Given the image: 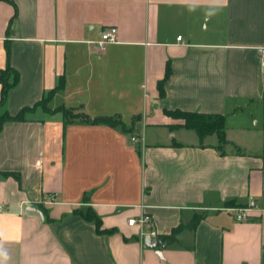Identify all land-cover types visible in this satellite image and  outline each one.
Here are the masks:
<instances>
[{"label": "crops", "instance_id": "0c3cea01", "mask_svg": "<svg viewBox=\"0 0 264 264\" xmlns=\"http://www.w3.org/2000/svg\"><path fill=\"white\" fill-rule=\"evenodd\" d=\"M108 28L117 42L102 50ZM263 47L264 0H0V68L20 75L6 101L11 115L63 79L51 111L120 115L128 126L138 118L135 134L65 124L42 109L3 125L7 264H264ZM177 109L226 115L229 144L219 150L215 135L201 142L165 114ZM85 207L115 232L99 234L73 212ZM234 209H248L247 218ZM143 213L157 237L128 226ZM148 237L161 244L149 247Z\"/></svg>", "mask_w": 264, "mask_h": 264}, {"label": "trees", "instance_id": "16d2710c", "mask_svg": "<svg viewBox=\"0 0 264 264\" xmlns=\"http://www.w3.org/2000/svg\"><path fill=\"white\" fill-rule=\"evenodd\" d=\"M171 73L170 67H167L165 79L159 81L158 90L160 96H164V83L166 79L169 77ZM20 75L19 73L13 69L11 66H7L6 69L0 68V84H1V92H0V133L3 128V125L6 122L10 121H25L26 116L37 109H42L47 113L52 112H60L63 115L65 124L72 123H85L92 125H107L113 128H119L122 131L135 134L136 133V122L138 118H135L130 126H128L122 119L120 115L114 116H96L91 117L86 113L80 111L79 109L69 108L65 106H61L57 108L55 111H51L49 109V102L51 101L54 93L59 88L64 86V80L60 79L59 84L56 89L49 91L45 94V96L37 102L32 107H24L22 108L16 115H11L6 109V101L8 98L9 92L17 86L19 83ZM262 103L264 106V90L262 94ZM165 114L183 121L182 125H178L179 127H183L189 130H193L201 140V142L207 137L211 135H215L218 140L217 148L219 150H223L225 146L229 144L226 137V115L220 114H204L198 112H187L182 110H165ZM175 126V127H178ZM2 175L6 176L7 173H2ZM76 215L81 216L83 219L89 222H93L96 227V231L99 234H112L115 232V229H104L102 226V221L96 214V212L90 208H80L75 209L73 211ZM201 216H195L190 227L195 228L199 223ZM182 229V227L175 228L169 237L170 240H174L176 234Z\"/></svg>", "mask_w": 264, "mask_h": 264}, {"label": "built area", "instance_id": "2783aa9c", "mask_svg": "<svg viewBox=\"0 0 264 264\" xmlns=\"http://www.w3.org/2000/svg\"><path fill=\"white\" fill-rule=\"evenodd\" d=\"M178 40H182V37L179 36ZM117 42V29L116 28H108L104 30L101 34V39L97 42V45L100 49L104 50L105 47L110 43ZM261 53L264 55V47L260 49ZM133 141H136V138H132ZM5 211V207L0 204V213ZM248 209H234L233 212L236 214V218L238 220H244L248 216ZM128 226L139 228L140 237L143 238L146 235V231H148V235L151 237H157L158 233L155 229H153L154 222L151 215L143 213L139 215L137 218L132 217L128 220Z\"/></svg>", "mask_w": 264, "mask_h": 264}, {"label": "clouds", "instance_id": "9594fccd", "mask_svg": "<svg viewBox=\"0 0 264 264\" xmlns=\"http://www.w3.org/2000/svg\"><path fill=\"white\" fill-rule=\"evenodd\" d=\"M219 7H227L228 0H217ZM8 256L5 251L0 250V264H7Z\"/></svg>", "mask_w": 264, "mask_h": 264}, {"label": "rangeland", "instance_id": "374dc122", "mask_svg": "<svg viewBox=\"0 0 264 264\" xmlns=\"http://www.w3.org/2000/svg\"><path fill=\"white\" fill-rule=\"evenodd\" d=\"M246 110H247V111H250V112H254V110H258V108H257V106H255V105H251V106H250L249 108H247ZM261 115L263 116V118H262L260 115L258 116V118L260 117V120L263 119V121H264V108H263V110H262V114H261ZM238 117H240V116H238ZM256 117H257V116H256ZM236 119H239V118H237V117H235V118H231L232 123H233V121H235ZM246 120H247V119H246ZM239 121H244V119L236 121V124H238ZM250 123H251V118H248L246 124L248 125V124H250Z\"/></svg>", "mask_w": 264, "mask_h": 264}, {"label": "water", "instance_id": "95a60500", "mask_svg": "<svg viewBox=\"0 0 264 264\" xmlns=\"http://www.w3.org/2000/svg\"><path fill=\"white\" fill-rule=\"evenodd\" d=\"M146 243H147V245H148L149 247L157 248V247L161 244V241H156V242H154V243H151V239H150V237H148V238L146 239Z\"/></svg>", "mask_w": 264, "mask_h": 264}]
</instances>
